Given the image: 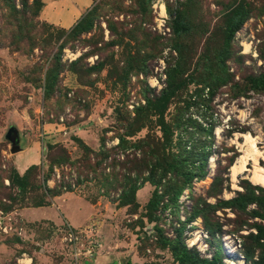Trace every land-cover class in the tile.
<instances>
[{"label": "rangeland", "instance_id": "1", "mask_svg": "<svg viewBox=\"0 0 264 264\" xmlns=\"http://www.w3.org/2000/svg\"><path fill=\"white\" fill-rule=\"evenodd\" d=\"M44 1L0 0V264H179L163 240L178 235L200 258L227 264L228 243L247 264L262 261L256 234L264 220L256 204L224 202L264 188L250 179L255 165L264 169V91L248 84L264 73V0H94L68 29L41 17ZM238 3L248 14L226 41L228 12ZM63 16L70 21L69 13ZM175 17L191 26L189 34H174ZM172 71L180 87L165 112L174 130L171 151L186 150L196 172L206 155L201 174L175 201L165 185L146 182L136 192L137 206L98 196L90 217V209H76V219L88 218L80 227L64 222L66 202L57 201L60 209L32 206L40 194L32 186L48 169V143L63 145L72 159L82 154L73 136L94 150L102 136L108 148L116 145L121 114L134 115L146 96L166 87ZM204 85L211 94L204 87L206 101L196 104ZM12 129L23 158L35 153L36 163L28 164L41 167L22 192L8 179L21 167L19 151H11ZM148 133L160 136L152 125L129 138ZM244 134L262 154L257 164L248 157L247 169L233 178L231 168L245 154ZM92 184L75 193L93 197ZM155 189L157 206L147 212ZM22 207H34L30 219L60 224L25 221L16 213ZM69 228L77 232L75 242L64 238Z\"/></svg>", "mask_w": 264, "mask_h": 264}, {"label": "trees", "instance_id": "2", "mask_svg": "<svg viewBox=\"0 0 264 264\" xmlns=\"http://www.w3.org/2000/svg\"><path fill=\"white\" fill-rule=\"evenodd\" d=\"M247 14L246 6L241 3L231 8L226 19V41L231 39L234 31L240 26ZM172 30L178 36L187 35L191 32V26L181 17H175L172 20ZM190 79L193 80V78ZM221 80L218 81L221 82ZM248 84L252 89L264 91V73L249 78ZM179 87V83H174L173 71L169 72L165 88L157 95L146 96L145 103L135 108L134 115L125 111L124 118L121 114L119 125L122 131L118 133L117 144L110 148L106 146V140L103 136L100 138L98 150L92 149L81 138L73 136L82 154L72 159L63 145L48 143L47 147L50 151L48 169L46 173L42 172L41 182L32 186L33 189L40 190V194L32 199V206L50 205L55 196L65 192H75L80 184L84 182L90 184L92 181L95 183L92 185H96L97 188L92 186L90 190H92L93 197L85 195V198L93 203L96 202L98 196H105L118 206H137L139 204L136 199V192L146 182L155 186L165 185L166 192L170 194V199L175 201L183 187L190 185L193 178L201 174V163L206 160V155L202 156L197 168L198 172H196L189 166L195 161H189L186 150L177 153L171 151L174 130L166 120L165 112L170 99ZM204 87L208 86L204 85L196 90L198 95L196 104L206 101L203 99L205 98L203 96ZM207 93L208 95L211 94V88ZM152 125L158 128L160 136L156 137L148 133L142 138H129L145 126ZM119 152L122 159L118 158ZM57 164L60 165L58 174L54 171V166ZM40 169V164H31L20 174L16 168H13L8 177L9 182L16 186L19 191H25L30 178L38 176V174L33 173ZM49 179L53 182L52 186L48 184ZM94 188L96 192L93 191ZM157 197L158 194L155 189L146 203L147 212L156 208ZM237 200H242L243 207L254 202L257 206L255 213L264 220V188H259L258 193H255V190H251V194L242 193L237 198L225 200L224 203L233 204ZM256 235V245L261 248L263 260L255 264H264V242L258 241L264 239L262 226L258 227ZM178 237L179 235L174 240H163L164 243L170 245L174 259L179 264H221L217 257L200 258L195 250L187 248Z\"/></svg>", "mask_w": 264, "mask_h": 264}, {"label": "crops", "instance_id": "3", "mask_svg": "<svg viewBox=\"0 0 264 264\" xmlns=\"http://www.w3.org/2000/svg\"><path fill=\"white\" fill-rule=\"evenodd\" d=\"M94 0H45L44 1V6L42 7V11H41V17L45 19V21L49 22V23H53L54 25H59L60 27L64 28V29H68L70 27H72L75 23H77V21L82 17V15L88 11L92 4H93ZM61 10V12H59ZM69 13L70 14V21H67L66 18H64L63 13ZM51 137V136H50ZM52 138V137H51ZM37 144L35 145L38 146L39 141L36 142ZM26 151L27 150V147ZM22 150H19V152H17V158L20 160L21 163V167L19 168L17 167V171L22 174L25 169L28 167V163H36V159L37 156L35 155V153L27 156L25 155V157L23 158L22 154H24ZM28 161L27 163H23L22 161ZM138 195V193H137ZM66 196H68L66 198ZM58 200H61L62 203H67V207L66 210L68 212H66L65 214V218H64V222L67 223L68 225L70 224V220H76L78 222L77 227H80L84 224H86V220L88 218L85 219H76V213L77 210H82V209H90V212H88L86 217H90L92 215V211H93V207H94V203L90 202L89 200H87L86 198H83L80 195H77L75 192H65L62 193L61 195L55 196L52 200V204H50V206L56 208V209H60V205L57 203ZM42 206H35V208H40ZM32 209V210H31ZM34 207H22L20 209H18L16 211V213L25 221H36V220H41V219H49L46 218L44 216H42L41 218H34V219H30L27 215V212L29 211H34L33 210ZM77 209V210H76ZM79 218V217H78ZM51 220L53 223L55 224H60L58 223V221L56 220Z\"/></svg>", "mask_w": 264, "mask_h": 264}, {"label": "bare ground", "instance_id": "4", "mask_svg": "<svg viewBox=\"0 0 264 264\" xmlns=\"http://www.w3.org/2000/svg\"><path fill=\"white\" fill-rule=\"evenodd\" d=\"M246 48L248 46L246 45ZM244 143L241 145L245 154L240 157L239 161L233 165L232 169V176L235 178V176L247 169L246 167V162L247 158L251 157L254 158L255 163H258V158L261 156V152L257 149L256 141L255 138L252 137L249 134H244ZM242 162V164H240ZM250 179L254 184H259V185H264V169L259 166L255 165L252 170H250ZM225 247L228 248L229 250L227 251L229 257L236 262V264H243V259L241 255L237 252H235L234 249H231V247L228 245V243L225 244Z\"/></svg>", "mask_w": 264, "mask_h": 264}, {"label": "built area", "instance_id": "5", "mask_svg": "<svg viewBox=\"0 0 264 264\" xmlns=\"http://www.w3.org/2000/svg\"><path fill=\"white\" fill-rule=\"evenodd\" d=\"M56 174H58V173H56ZM76 235H77V232L75 230H73L72 228H69V230L66 232V235H65L64 238L67 239L68 241H72L73 240V242H75L76 241V238H77ZM233 249L235 250L236 247H234ZM84 251H87L88 253H90L91 252V247H87ZM236 252L241 255V257L243 259V264H247L245 262L244 256L240 252H238L237 250H236ZM83 253H85V252H83ZM75 255H77V253H75ZM227 257H228V259H227L228 261H225V263H227V264H236V262L233 261L229 257L228 253H227ZM207 258H210V256H207ZM22 264H28V262H22Z\"/></svg>", "mask_w": 264, "mask_h": 264}, {"label": "water", "instance_id": "6", "mask_svg": "<svg viewBox=\"0 0 264 264\" xmlns=\"http://www.w3.org/2000/svg\"><path fill=\"white\" fill-rule=\"evenodd\" d=\"M12 130H14L15 133H13V135H12L13 137L10 136L11 141H12V149H11V151L12 152H17V151L20 150L19 147H18L19 136H18V134H17L15 129H12Z\"/></svg>", "mask_w": 264, "mask_h": 264}]
</instances>
